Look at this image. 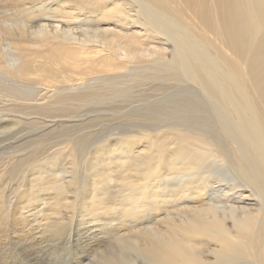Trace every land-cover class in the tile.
<instances>
[{"label":"bare ground","instance_id":"bare-ground-1","mask_svg":"<svg viewBox=\"0 0 264 264\" xmlns=\"http://www.w3.org/2000/svg\"><path fill=\"white\" fill-rule=\"evenodd\" d=\"M63 1L67 7L70 5L71 12L65 11L63 6H59L58 0H30L28 3L26 0H11L8 2L11 6L13 5L11 7L12 10H15L13 13L6 5L8 4L6 0H0L1 78L6 76L9 80L18 82L31 77V75L34 77V74H38V71L44 69L42 74L46 80L58 81L61 79L60 82L68 83L73 88L86 84L85 81L88 80H84V75L82 76L84 82H80L81 79L72 78L84 63H86L87 68L85 69L88 71L100 69L95 71L106 73L124 67L126 61L134 63L133 61L137 60L138 62V59L142 58L144 54L145 58L153 55L163 56L165 65L172 69L173 75L185 80L188 83L187 87L189 86L196 93L197 91L200 92L207 98L208 103L205 102L207 104L194 105L191 106V109L194 107L211 113L212 117L207 121L215 123L213 131H205L204 134L189 131L190 134H183L174 144V147L170 149V159L164 155L163 151L151 156L145 153L138 144L137 146H131L130 142L121 144V148L125 149L126 153H134V156L123 157L126 162L132 163L134 161L139 168L145 170H141L142 176L134 184L121 186L123 192H129L127 193L129 197H134L135 192L136 194L139 192L140 198L147 196L148 185H144V180L148 177V180L145 181V184H148L146 182H149V175L155 174V178L160 175L163 177L180 170L185 172L182 177V182L185 185L183 189L191 195L203 197L196 198L194 200L195 205L185 207V210L181 212L185 214L183 216L178 213V218H173L168 213L167 217L163 218V220H167L166 223L168 224L165 229H159L160 227L144 229L142 227L132 237L134 240L129 237V240H132L129 241L127 238L130 248L128 246L124 249L129 248L131 250L129 252L136 249L142 255L141 258L144 257V260H148L146 264L150 261L151 263L148 264H264V0ZM87 3L95 5L96 9L99 8L95 11L98 13L97 16H100L98 17L100 19L97 29L102 28V25L110 26V22L105 19L114 17L117 19L121 30L127 32L132 26H136L139 34L148 39H155L158 44H155L151 49H145L141 41V43L137 42L138 39L128 38L131 34L122 35L123 32L119 34L115 31L112 33L100 31L102 36L96 35L101 36L103 46L97 52L106 50V53L90 61L91 57L84 56V52L78 47L80 38L75 37L76 28L87 32L88 26L84 21L87 19L84 9L88 5ZM25 5L29 6L28 10L32 15L30 19L33 20L32 25L37 26L27 25L26 20L23 19L24 15L27 14L24 11ZM12 16L16 18V21L8 25L7 23L12 19ZM84 16L86 18H83ZM107 28L105 27V29ZM94 31L98 32V30ZM90 33L88 31V35ZM93 35L89 38L91 39ZM144 39L142 37V41ZM90 42L88 40V43ZM94 44L97 45L95 42ZM105 44L108 45L109 49L106 48ZM170 44L173 47L172 58L165 56ZM32 45L39 47L37 52L33 51ZM35 63L38 65L35 66ZM118 70H122V68ZM107 82L104 84L106 85ZM112 83L110 84L114 85L115 81ZM30 85L33 86L31 83ZM74 90L73 92H75ZM55 92L57 93V91ZM67 95L65 96L66 99ZM22 96L23 94L17 99H28ZM82 96H84L83 93ZM80 100L83 102V99ZM41 103L43 105V102ZM189 110L187 107L185 112H189ZM201 111L198 110L197 112L202 113ZM195 120L206 121L203 117H198ZM192 150H194V154H192ZM168 151L165 150V152ZM174 152L185 155H182L183 158L178 164L181 165L180 167H176L175 161L178 159L174 156ZM138 154H140L139 158L136 157ZM151 159L157 160L152 167H150ZM214 168H224L225 170L222 169L221 171L224 170L226 174L224 175L219 171L214 173L216 172L212 171ZM227 175L231 176L233 180L228 181ZM109 176L111 178V174ZM105 180H108V183H114V179ZM208 180L213 181L217 189L206 188L205 182L207 183ZM103 182H95V184L97 183V187L98 184L104 186L105 182ZM240 185L243 190H246L242 192L245 194L244 201L229 204L225 197L229 196ZM99 187L94 189L100 191ZM109 187L107 188L109 189ZM102 188L103 191L105 186ZM153 190H155L156 196L163 195L160 188ZM210 191L212 193L220 191L219 193L222 194L224 200L214 197V201L209 205H202V203H207L205 202L206 196L210 198L209 200H213ZM100 192H98L100 195L103 194ZM149 196L151 197V195ZM251 196L256 198L258 202L251 201ZM101 203L103 202L101 201ZM241 203L243 205H240ZM56 207L57 212L59 208H62L61 206ZM67 208L69 209V207ZM217 208H222L227 213L224 212L220 215L216 212ZM82 215L84 216V213ZM66 217L68 216L66 215ZM227 219H232V221L227 222V224ZM3 236L6 237L7 233ZM212 242H215L213 247H211ZM113 249L116 248L113 247ZM105 250L107 251L106 248ZM114 250L111 251L114 252ZM127 251L126 253H128ZM135 251L131 254L133 257L138 255L137 252L135 254ZM117 252L114 253L120 254ZM206 254H212V256L209 257ZM100 255L102 256V254ZM110 255H112L111 252ZM131 255L128 254L126 257H132ZM118 256H116V260L121 261L122 255ZM107 257L109 255H106ZM111 257L115 259V256L114 258L113 255ZM106 258L102 259V262H104L103 260L106 261ZM135 258H133V262L136 264L137 260L141 258L138 257L136 260ZM109 259L107 258V261ZM131 259L129 258L130 261L126 260V263H130ZM110 260L107 264L110 263ZM140 262L143 264V261Z\"/></svg>","mask_w":264,"mask_h":264},{"label":"rangeland","instance_id":"rangeland-1","mask_svg":"<svg viewBox=\"0 0 264 264\" xmlns=\"http://www.w3.org/2000/svg\"><path fill=\"white\" fill-rule=\"evenodd\" d=\"M8 1L11 2V0H6L8 3L6 5L10 12L14 13L15 10L11 8L13 5L11 6ZM61 1L63 0H58V5L63 6L65 11L71 12L70 5L67 7L64 1L62 3ZM94 6L88 4L84 7L87 14V19L84 20L88 26L87 32L75 29L77 35L75 37L80 38L78 47L84 52V56L91 57L90 61L106 53V50L97 52L103 46L101 36L104 31H110V33L115 31L119 34L123 32L122 35L131 34L128 38L138 39L137 42H142L145 49H151L158 44L155 39H148L139 34L136 26L131 25L132 27L127 32L121 30L114 17L105 19L110 22V26L102 25V28L97 29L100 16H97L98 13L95 11L99 8L96 9ZM28 9L29 6H26L24 11L27 14L23 19L26 20L27 25L31 26L33 20L30 19L32 15ZM7 18L10 17L7 16ZM11 18L8 25L16 21L15 17ZM127 21L125 23L129 22ZM88 31L91 32L89 35ZM91 35H93L91 39L94 37L93 40L89 38ZM142 37L143 39L145 37V41H142ZM88 40L92 42L88 43ZM105 46L109 49L107 44ZM168 47L169 50L165 56L172 58V44ZM32 48L34 52L39 49L35 45H32ZM146 58L144 54L138 59L139 63L137 60L133 61L134 63L126 61L125 66L121 67L123 71L118 68L106 73L95 71L100 69L88 71L85 69L87 66L84 60L81 69H78L72 78L81 79L80 82L88 80L85 81L86 84L73 88L68 83L60 82L61 79H58L59 82L46 80L42 74L44 69L34 74V77L31 75L18 82H13L6 76L0 77V264H103L105 262L107 264L112 259V255L113 258L115 256L113 261L110 260L112 264L113 262L116 264L121 255L120 258L123 260L121 259L122 262L119 261V264H127L126 262L130 261L129 258H132L130 263L135 264L133 258L136 257V260L139 257L140 259L142 255L132 247L131 249L138 255L134 257L131 255L134 251L129 252V241H132L129 237L134 240L132 237L142 227L144 229L152 227L165 229L168 224L163 218L167 217L168 213L173 218H178L177 214L185 210V207L196 204L194 202L196 198H203L195 194L191 195L183 189L185 185L182 177L185 172L181 170L176 172V169L174 170L176 173L169 176L160 177V175L155 178V174L149 175V182H146L148 184H145L148 180L146 177L144 185H148V190L146 188L147 196L143 198H140L139 192L138 194L135 192L134 197H129L127 194L129 192H123L121 188L123 185L134 184L142 176L141 170H143L134 161L126 162L123 158L134 154L126 153L125 149L121 148L123 142H130L131 146L138 144L145 153L151 156L163 151L164 155L169 158L170 149L183 134H190V132L204 134L205 131H213L215 128L214 122L207 121L212 117L211 113L194 107L191 109V106L208 103L207 98L200 92L196 93L189 86L187 87L188 83L185 80L173 75L172 69L165 65L163 56L153 55ZM37 65L35 63V66ZM40 76L42 78H39ZM107 77L110 79L108 80ZM106 81L108 82L105 85ZM113 81L115 83L111 85ZM21 94H23L22 97L28 99H17ZM66 95L68 100L65 98ZM80 99H83L84 103ZM61 100L63 102H60ZM187 107L190 109L189 112H185ZM198 110L203 114L197 112ZM198 117H203L207 122L196 121ZM165 150L169 151L165 152ZM193 151L192 154H194ZM174 154L178 159L175 161L176 167H180L181 165L178 164L183 158L182 155H185L184 153L177 154V152ZM136 157L139 158L140 154ZM156 161L151 159L150 167ZM112 162L113 164H110ZM216 169L212 171L226 174L224 168H222L223 172L220 168ZM227 176L228 181L233 180L231 176ZM108 178L114 179V183H108L109 181L105 180ZM95 182H103L104 190H101L104 187L103 184H98L101 192L95 190L98 188ZM205 184L208 189L210 187L217 189L213 181L208 180ZM156 188L163 191L162 196L155 195L153 189ZM234 191L225 197V200L229 204L244 201L245 194L242 192L246 190H243L240 185ZM98 192L103 194L100 195ZM219 192L210 191L213 200H209L210 198L206 196L205 202L207 203H202L203 201L200 203L209 205L214 201V197L224 200ZM250 200L258 202L253 196ZM56 206L62 208H59L57 212ZM153 206H157L158 209ZM66 209L71 211H66ZM216 212L222 215L226 210L217 208ZM231 221L232 219H227L226 223ZM5 233H7L6 237L3 236ZM214 243L210 244L211 247L215 245ZM128 246L127 251L124 248ZM113 247L116 249L114 250ZM117 249H122V253L125 252V254L118 250L119 254ZM111 250L118 254L116 255ZM102 251L107 256L109 255L108 261L106 255L101 253ZM128 254L132 257L127 258ZM206 255L212 256V254ZM116 256H118V261ZM123 256L127 258V261ZM104 257L106 261L102 262ZM141 259L137 260L136 264H142L140 261L146 264L148 261L146 258L144 260V257Z\"/></svg>","mask_w":264,"mask_h":264}]
</instances>
